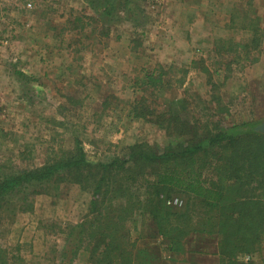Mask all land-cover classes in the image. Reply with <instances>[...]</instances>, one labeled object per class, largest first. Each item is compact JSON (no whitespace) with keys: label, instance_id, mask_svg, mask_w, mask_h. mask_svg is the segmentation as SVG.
I'll use <instances>...</instances> for the list:
<instances>
[{"label":"rangeland","instance_id":"1","mask_svg":"<svg viewBox=\"0 0 264 264\" xmlns=\"http://www.w3.org/2000/svg\"><path fill=\"white\" fill-rule=\"evenodd\" d=\"M90 1L0 0V176L41 166L50 152L74 147L73 137L94 159L137 140L162 146L165 132L132 120L130 106L118 101L145 95L147 70L166 71L167 91L156 99L161 109L177 96L192 103L190 112H216L227 126L264 121V0H134L145 13L136 22L114 19L109 36L93 31L96 24L74 27L75 17L88 22L98 14ZM234 6L259 20L258 34L240 20L231 26ZM221 37L226 49L218 51ZM86 199L62 184L5 203L15 211L0 227L9 264H89L84 247L72 248Z\"/></svg>","mask_w":264,"mask_h":264},{"label":"trees","instance_id":"2","mask_svg":"<svg viewBox=\"0 0 264 264\" xmlns=\"http://www.w3.org/2000/svg\"><path fill=\"white\" fill-rule=\"evenodd\" d=\"M90 3L98 4V14L87 16L88 22L75 17L74 27L83 32L96 24L93 31L102 36L110 35L114 19L136 22L145 13L134 0ZM255 18L234 6L230 22L235 27L240 20L241 28L258 34ZM216 43L218 51L226 49L222 37ZM165 75L163 68L147 70L141 81L145 95L118 101L130 106L132 120L163 130L166 143L137 140L118 154L94 159L73 137L74 147L50 152L41 166L0 176V227L4 216L15 213L4 210L9 200L23 202L37 188L69 184L87 197L72 248L84 247L89 264H205L209 257L216 264H264V133L254 129L262 121L227 126L216 112H190L192 103L177 96L161 109L156 99L167 91ZM215 101L218 107L221 100ZM178 196L182 206L171 200ZM9 253L0 240V264L10 263Z\"/></svg>","mask_w":264,"mask_h":264},{"label":"water","instance_id":"3","mask_svg":"<svg viewBox=\"0 0 264 264\" xmlns=\"http://www.w3.org/2000/svg\"><path fill=\"white\" fill-rule=\"evenodd\" d=\"M254 129L257 132L264 133V121L256 124L255 127H254Z\"/></svg>","mask_w":264,"mask_h":264},{"label":"built area","instance_id":"4","mask_svg":"<svg viewBox=\"0 0 264 264\" xmlns=\"http://www.w3.org/2000/svg\"><path fill=\"white\" fill-rule=\"evenodd\" d=\"M178 201H179V200H178V199H176V200H175L173 203H175V202L177 203ZM169 203H171V201H170Z\"/></svg>","mask_w":264,"mask_h":264}]
</instances>
